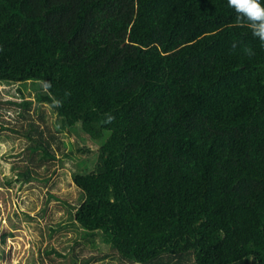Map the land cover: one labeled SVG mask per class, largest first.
I'll return each instance as SVG.
<instances>
[{
    "label": "trees",
    "instance_id": "trees-1",
    "mask_svg": "<svg viewBox=\"0 0 264 264\" xmlns=\"http://www.w3.org/2000/svg\"><path fill=\"white\" fill-rule=\"evenodd\" d=\"M27 82L58 125L23 133L26 181L56 157L48 135L98 144L73 173L90 244L127 264H264V45L227 0H0V83Z\"/></svg>",
    "mask_w": 264,
    "mask_h": 264
},
{
    "label": "rangeland",
    "instance_id": "rangeland-1",
    "mask_svg": "<svg viewBox=\"0 0 264 264\" xmlns=\"http://www.w3.org/2000/svg\"><path fill=\"white\" fill-rule=\"evenodd\" d=\"M19 88L34 101L39 89L31 82L0 83V264H127L100 237L90 244V235L73 220V207L81 201L73 173L83 169L82 161L92 167L98 144L82 141L77 129L67 127L57 141L47 136L56 157L33 165L28 181L30 176L21 174L29 163L23 133L30 121L55 133L58 116L49 104L36 101L23 116L22 106L7 102L22 100ZM85 144L93 151L81 150ZM76 242L82 244L74 247Z\"/></svg>",
    "mask_w": 264,
    "mask_h": 264
},
{
    "label": "clouds",
    "instance_id": "clouds-1",
    "mask_svg": "<svg viewBox=\"0 0 264 264\" xmlns=\"http://www.w3.org/2000/svg\"><path fill=\"white\" fill-rule=\"evenodd\" d=\"M228 6L232 8L238 21H246L252 31V35L259 39L264 45V0H227ZM236 45L233 44V48ZM245 53L249 56L255 55L251 48H245ZM45 90L51 87V82H41ZM59 101L56 104L59 105ZM115 119L111 114H106L104 123H111Z\"/></svg>",
    "mask_w": 264,
    "mask_h": 264
}]
</instances>
